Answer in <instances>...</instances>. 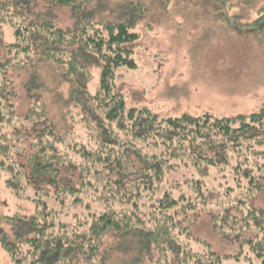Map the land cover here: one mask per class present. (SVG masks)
Segmentation results:
<instances>
[{
  "label": "trees",
  "instance_id": "trees-1",
  "mask_svg": "<svg viewBox=\"0 0 264 264\" xmlns=\"http://www.w3.org/2000/svg\"><path fill=\"white\" fill-rule=\"evenodd\" d=\"M92 1L0 0V28H14L8 44L0 34L7 49L0 59V181L35 205L30 216L0 218L12 236L0 226V246L15 264H103L106 238L131 236L157 251L158 264H264V206L254 204L264 193V106L229 117L160 118L147 106L128 105L115 75L135 65L129 47L141 16L94 21L83 12ZM38 2L74 8L77 24L63 28L32 16L29 6ZM254 22L264 23V7ZM35 54L67 66V115L79 111L64 136L38 95L17 112L8 74L33 66ZM82 57L102 64L94 92ZM231 208L241 212L240 224ZM198 210H215L216 231L238 251L220 254L191 237L185 223Z\"/></svg>",
  "mask_w": 264,
  "mask_h": 264
},
{
  "label": "rangeland",
  "instance_id": "rangeland-1",
  "mask_svg": "<svg viewBox=\"0 0 264 264\" xmlns=\"http://www.w3.org/2000/svg\"><path fill=\"white\" fill-rule=\"evenodd\" d=\"M133 3L141 6L137 9ZM263 7L264 0H93L81 8L90 12L94 21L112 23L128 22L134 14H140L133 26L138 38L129 47L135 65L120 67L115 83L128 105L147 106L160 118H168L205 112L229 117L250 114L264 106V23L254 22ZM29 8L32 16L43 14L56 26L77 24V12L72 7L52 8L38 2ZM13 29L10 25L0 28L5 44L13 40ZM6 58L7 49L0 47V59ZM81 59L91 78L89 90L94 92L102 64L95 57ZM33 63L8 74L18 96L17 112L24 114L38 95L47 105L48 119L64 136L73 122L71 117L79 111L71 106V115H67L73 88L64 75L67 66L39 54H35ZM2 182L0 218L32 215L35 205L15 197ZM254 204L264 206V193ZM231 209L240 224L241 212ZM213 212L198 210L190 214L191 220L185 224L191 237L206 240L220 254L238 251L236 242L216 231ZM231 224L236 226L237 221ZM0 226L12 238L8 222L1 219ZM102 255L106 256L103 264H158L157 251L143 248L131 236L106 238ZM0 264H15L1 246Z\"/></svg>",
  "mask_w": 264,
  "mask_h": 264
}]
</instances>
